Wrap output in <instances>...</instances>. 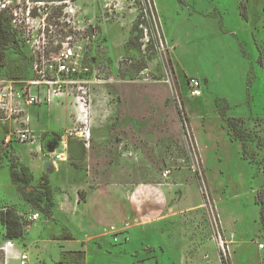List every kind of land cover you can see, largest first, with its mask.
Masks as SVG:
<instances>
[{
  "label": "rangeland",
  "instance_id": "1",
  "mask_svg": "<svg viewBox=\"0 0 264 264\" xmlns=\"http://www.w3.org/2000/svg\"><path fill=\"white\" fill-rule=\"evenodd\" d=\"M3 7L17 18L6 61L23 57L28 74L11 77L0 60V90L9 93L0 108V211L14 208L36 242L29 264L60 258L64 236L74 249L86 242L88 264H264V0H0ZM43 17L57 25L50 50L68 35L90 36L83 111L77 86L54 95L30 84L26 40L42 32ZM31 93L40 100L30 103ZM84 114L89 142L70 138L69 158L56 160L48 137L75 131ZM27 129L34 142L14 138ZM12 161L30 168V184L12 181ZM43 175L49 214L22 194L44 188ZM16 241L0 221V264L1 252L5 264H20L27 249L4 248Z\"/></svg>",
  "mask_w": 264,
  "mask_h": 264
},
{
  "label": "built area",
  "instance_id": "2",
  "mask_svg": "<svg viewBox=\"0 0 264 264\" xmlns=\"http://www.w3.org/2000/svg\"><path fill=\"white\" fill-rule=\"evenodd\" d=\"M65 13L69 16L67 20L71 23L72 27L76 31L82 30L80 26H77L72 22L71 17L74 18L76 14V8L69 4L64 8ZM27 23L34 22L30 20L31 5L28 4L27 7ZM17 15L18 12L15 11ZM14 15V14H13ZM16 17H12V25L17 27ZM40 20V19H39ZM40 27L42 32L37 35H29L26 40L31 46L34 62L33 71L35 77L30 80L31 85L39 86L42 85L47 87L48 93H53L54 95H61L66 93L70 87H75L80 90L81 94L77 96V101L79 103V108L83 111L87 104L88 90L84 86L85 83L89 82L88 77L92 73L90 56L86 54L88 51V45L90 44V36H83L82 39L73 40L71 35H68L64 41L59 43V40L54 41L57 48L55 50H50L53 44V39L56 37L57 25L48 24L46 22V17H43L40 21ZM33 27V24L29 28ZM83 35V34H82ZM83 41H85L83 43ZM88 55V56H87ZM87 56V57H86ZM95 60V58H93ZM192 93L196 96L202 94V82L200 79L193 77L191 79ZM30 103L38 102L40 100L39 94H30L28 97ZM9 101V93L3 89L0 90V108H3ZM86 120L75 130L70 132L68 135H62L60 137L50 136L47 139V147L51 151V155L55 157L56 160H66L69 158V141L70 138H77L83 142H89L91 138V128L88 124L87 114L81 116ZM12 137H8V141ZM15 139L34 142L36 135L29 129L25 131H20L18 134L14 135ZM42 150V147L40 146ZM30 219H38L39 213H34L29 216ZM113 233L117 234L118 230L115 226L111 227ZM115 242L119 241V235H112ZM224 245V242H223ZM29 255L24 252L20 255V264H29Z\"/></svg>",
  "mask_w": 264,
  "mask_h": 264
},
{
  "label": "trees",
  "instance_id": "3",
  "mask_svg": "<svg viewBox=\"0 0 264 264\" xmlns=\"http://www.w3.org/2000/svg\"><path fill=\"white\" fill-rule=\"evenodd\" d=\"M0 8V60L7 66V73L11 77L25 78L28 74L27 66L23 65V57L6 61V51L12 47V43L16 41L17 31L12 25V16L6 11V9ZM244 16L247 17V11L245 7ZM72 158H76V154L71 149ZM80 156V155H79ZM10 176L13 182L23 183L25 185L30 184L34 180V174L30 171L27 165H18L12 161L9 167ZM44 188H38L36 190H23L22 194L24 198L32 204L40 207L42 202H45L43 206V212L49 214L53 206L52 187L48 182V177L43 175ZM0 221L6 229V236L9 239H20L25 236L26 229L23 224L22 217L18 212L11 207H7L0 211ZM1 263L5 264V254L1 252ZM86 251L84 249H69L61 251L60 258L57 264H87ZM42 264H48L43 262Z\"/></svg>",
  "mask_w": 264,
  "mask_h": 264
},
{
  "label": "crops",
  "instance_id": "4",
  "mask_svg": "<svg viewBox=\"0 0 264 264\" xmlns=\"http://www.w3.org/2000/svg\"><path fill=\"white\" fill-rule=\"evenodd\" d=\"M39 148H40V147H39ZM55 162H56V161H55ZM48 169H49V166L47 167V170H48ZM29 216H30V215H29ZM71 239H73L72 236H71V237H69V236H64L63 238L59 239L61 242H63V243L61 244V246H60V249H61L60 252L63 251V250L74 249V248H71V247H73V246H67L68 241H70ZM17 240H18V241L11 243V246H13L12 249H8V250H7L8 247L4 246V248H5V250H6L7 253H9L10 250L14 251V250H20V249H22V248L27 249V251H26V253H27V252L29 251V248H30V246H31V243H32V245L36 243V242H29V240L27 239V233L25 234V236H24L23 238H20V239H17ZM85 243H86V242L83 241V242H82V246H81V248H75V249H83L82 247L85 245ZM99 245H104V244H103V242H99ZM84 250H85V249H84ZM85 251H86V250H85ZM86 254H87V251H86ZM58 259H59V257H57L56 260H51L50 262H47V261L45 260V262H47L48 264H54L56 261H58ZM87 264H88V262H87Z\"/></svg>",
  "mask_w": 264,
  "mask_h": 264
}]
</instances>
